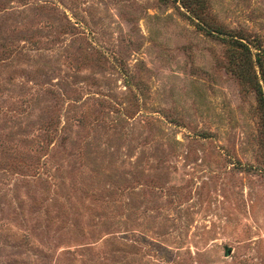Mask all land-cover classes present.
<instances>
[{
  "label": "rangeland",
  "instance_id": "rangeland-1",
  "mask_svg": "<svg viewBox=\"0 0 264 264\" xmlns=\"http://www.w3.org/2000/svg\"><path fill=\"white\" fill-rule=\"evenodd\" d=\"M262 96L264 0H0V264H264Z\"/></svg>",
  "mask_w": 264,
  "mask_h": 264
},
{
  "label": "trees",
  "instance_id": "trees-1",
  "mask_svg": "<svg viewBox=\"0 0 264 264\" xmlns=\"http://www.w3.org/2000/svg\"><path fill=\"white\" fill-rule=\"evenodd\" d=\"M238 43V46H243L245 44H243V42H240V41H236ZM261 103L264 105V97L262 96L261 97Z\"/></svg>",
  "mask_w": 264,
  "mask_h": 264
}]
</instances>
